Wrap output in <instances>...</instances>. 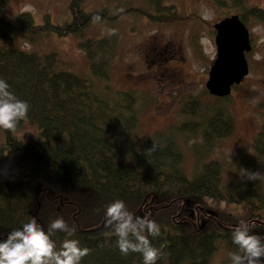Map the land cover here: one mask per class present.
<instances>
[{
	"label": "trees",
	"instance_id": "1",
	"mask_svg": "<svg viewBox=\"0 0 264 264\" xmlns=\"http://www.w3.org/2000/svg\"><path fill=\"white\" fill-rule=\"evenodd\" d=\"M67 2L69 20L62 24L48 14L38 24L27 11L17 13L16 22L0 13V41H5L0 46V78L30 105L14 130L1 128L4 148L15 149L18 161L28 167L16 180L0 179V235L33 216L45 228L60 216L75 225L76 238L90 250L81 264H143L139 253L122 254L114 232L104 226L105 207L120 199L134 214L158 223L160 236L149 237L162 249L156 264H208L219 244L227 250L223 264H230L228 252L236 250L231 231L239 221L256 224L252 231L264 236L261 189L246 178L225 183L214 160L188 176L181 169L172 131L143 139L127 157L126 149L107 135L115 125L128 132L137 124L132 91L114 90L104 83L98 89L92 78L61 68L55 52L40 54L12 45L15 38L35 43L43 34L74 36L85 53L89 74L106 82L114 41L109 33L90 38L86 31L110 14L106 8L85 10L83 0ZM155 8L159 14L169 9ZM243 11L257 19L264 15L255 7ZM143 13L146 17V9ZM97 14L100 21L93 19ZM204 115L198 122L204 146L232 131L231 119L220 109L213 107ZM25 123L36 127L35 141L15 136ZM261 128L254 145L264 155V123ZM64 238L61 232L52 236L57 247Z\"/></svg>",
	"mask_w": 264,
	"mask_h": 264
},
{
	"label": "rangeland",
	"instance_id": "2",
	"mask_svg": "<svg viewBox=\"0 0 264 264\" xmlns=\"http://www.w3.org/2000/svg\"><path fill=\"white\" fill-rule=\"evenodd\" d=\"M67 1L0 0V13L16 22V14L27 11L38 24L48 14L54 23L62 24L69 20ZM156 1L152 4L151 0H83L85 10L106 8L110 14L104 22L90 24L87 37L99 38L108 34L107 29H116L115 34H110L114 51L106 82L89 74L85 53L77 47L74 36L43 34L35 43L15 38L12 45L40 54L55 52L61 68L92 78L98 89L104 83L114 90L132 91L137 124L128 132H121L115 125L107 135L126 149L127 157L138 149L143 139L154 133L172 131L185 174L192 176L202 163L214 160L221 166L225 183L246 178L264 193V155L254 145L264 123V58L255 59L257 54L264 57V17L253 19L249 17L250 12L243 11L264 7V0ZM157 5L169 9L159 14ZM232 13L246 18L244 25L251 45L244 55L248 74L231 87L227 98L217 99L205 87L209 67L216 57L213 24ZM2 45L5 41H0ZM213 107L231 119L233 129L204 146L198 122ZM192 108L195 112L191 114ZM190 124L193 128L188 129ZM37 133L35 126L25 123L15 136L29 142L35 141ZM2 143L0 128V179L13 181L22 177L28 166L18 161L15 149L4 148ZM244 170L258 173V178L249 179ZM225 255V244H219L208 264H223Z\"/></svg>",
	"mask_w": 264,
	"mask_h": 264
},
{
	"label": "clouds",
	"instance_id": "3",
	"mask_svg": "<svg viewBox=\"0 0 264 264\" xmlns=\"http://www.w3.org/2000/svg\"><path fill=\"white\" fill-rule=\"evenodd\" d=\"M93 19L100 21L101 16L97 14ZM107 31L115 34L116 29ZM262 58L260 54L255 57L256 60ZM29 108L28 101L18 98L10 90L9 83L0 78V128L14 130L27 116ZM244 175L257 179L259 174L244 170ZM104 226L114 232L122 254L139 253L143 264H156L162 255V249L153 246L149 239L160 236L158 223L147 215L134 214L123 200L116 199L107 204ZM256 227L243 220L233 226L231 242L236 250L228 252L230 264H264V236L252 231ZM57 232L65 236L59 247L52 239ZM76 233L75 225H70L63 217H55L45 228L33 216L0 235V264H81L90 250L81 245Z\"/></svg>",
	"mask_w": 264,
	"mask_h": 264
},
{
	"label": "water",
	"instance_id": "4",
	"mask_svg": "<svg viewBox=\"0 0 264 264\" xmlns=\"http://www.w3.org/2000/svg\"><path fill=\"white\" fill-rule=\"evenodd\" d=\"M238 15L232 14L214 23L216 57L206 78L205 87L211 95L223 97L230 87L239 84L248 74L245 51L251 48L249 32Z\"/></svg>",
	"mask_w": 264,
	"mask_h": 264
},
{
	"label": "flooded vegetation",
	"instance_id": "5",
	"mask_svg": "<svg viewBox=\"0 0 264 264\" xmlns=\"http://www.w3.org/2000/svg\"><path fill=\"white\" fill-rule=\"evenodd\" d=\"M257 8L264 10V7H257ZM232 14L238 15V17L240 18V20H241L244 24H246V18L244 17L243 14H238V13H232ZM232 14H229V15H232ZM249 17H250V18H253V19H254V18L257 19V17L252 16V15H250ZM263 17H264V15H263ZM247 20H248V19H247Z\"/></svg>",
	"mask_w": 264,
	"mask_h": 264
}]
</instances>
